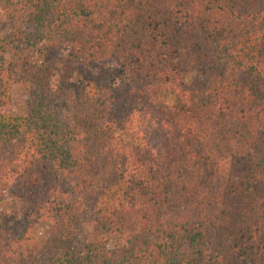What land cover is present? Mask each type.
<instances>
[{"label": "trees", "instance_id": "trees-1", "mask_svg": "<svg viewBox=\"0 0 264 264\" xmlns=\"http://www.w3.org/2000/svg\"><path fill=\"white\" fill-rule=\"evenodd\" d=\"M0 264H264V0H0Z\"/></svg>", "mask_w": 264, "mask_h": 264}, {"label": "rangeland", "instance_id": "rangeland-1", "mask_svg": "<svg viewBox=\"0 0 264 264\" xmlns=\"http://www.w3.org/2000/svg\"><path fill=\"white\" fill-rule=\"evenodd\" d=\"M28 104L29 92L27 85L21 82L15 83L11 91V102L6 108V112L17 117L26 116L28 114ZM91 235V233H88L86 238H91ZM36 237L40 243H44L48 238V227L46 225H40L36 229Z\"/></svg>", "mask_w": 264, "mask_h": 264}]
</instances>
